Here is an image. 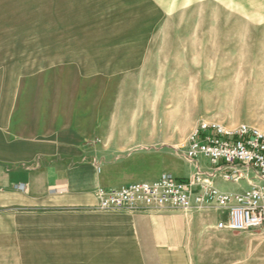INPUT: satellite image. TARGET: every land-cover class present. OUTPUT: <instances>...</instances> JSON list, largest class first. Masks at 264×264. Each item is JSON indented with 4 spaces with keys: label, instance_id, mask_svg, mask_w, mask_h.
Segmentation results:
<instances>
[{
    "label": "rangeland",
    "instance_id": "rangeland-1",
    "mask_svg": "<svg viewBox=\"0 0 264 264\" xmlns=\"http://www.w3.org/2000/svg\"><path fill=\"white\" fill-rule=\"evenodd\" d=\"M54 102L78 134L58 163L83 183L211 168L184 154L199 124L264 130V0H0V139L39 132ZM206 212L195 261L264 264V226L218 231Z\"/></svg>",
    "mask_w": 264,
    "mask_h": 264
},
{
    "label": "crops",
    "instance_id": "crops-1",
    "mask_svg": "<svg viewBox=\"0 0 264 264\" xmlns=\"http://www.w3.org/2000/svg\"><path fill=\"white\" fill-rule=\"evenodd\" d=\"M52 106L54 114L39 132L28 130V124L21 126L28 131H18L21 127L13 124L10 134L17 135L0 139V199L7 198L0 204L21 209L0 217V264H199L195 242L211 239L208 232H199L207 225L199 214L207 212L96 209L99 186L140 180L111 178L97 186L63 174L58 162L77 153V126L70 113L62 114L55 102ZM58 115H65V124ZM200 163L195 171L198 165L214 169ZM82 173L93 179V173ZM216 186L233 191L221 180ZM36 203L37 213L26 211Z\"/></svg>",
    "mask_w": 264,
    "mask_h": 264
},
{
    "label": "built area",
    "instance_id": "built-area-1",
    "mask_svg": "<svg viewBox=\"0 0 264 264\" xmlns=\"http://www.w3.org/2000/svg\"><path fill=\"white\" fill-rule=\"evenodd\" d=\"M185 156L209 159L214 169L200 165L192 176L179 177L170 172L153 180H140L118 187L99 186L95 208L100 211L139 212L148 210H215L219 231H244L264 226V130L247 123L236 128L202 122L190 134L184 146ZM225 182L247 189L222 191L216 186ZM260 181L263 185H259Z\"/></svg>",
    "mask_w": 264,
    "mask_h": 264
}]
</instances>
